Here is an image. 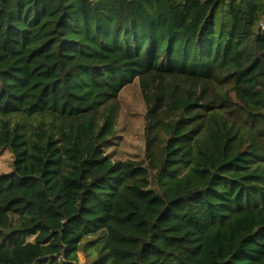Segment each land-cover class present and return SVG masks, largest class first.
<instances>
[{"label":"trees","instance_id":"1","mask_svg":"<svg viewBox=\"0 0 264 264\" xmlns=\"http://www.w3.org/2000/svg\"><path fill=\"white\" fill-rule=\"evenodd\" d=\"M3 149L0 264H264V0H0Z\"/></svg>","mask_w":264,"mask_h":264},{"label":"rangeland","instance_id":"2","mask_svg":"<svg viewBox=\"0 0 264 264\" xmlns=\"http://www.w3.org/2000/svg\"><path fill=\"white\" fill-rule=\"evenodd\" d=\"M120 115L117 135L109 141L106 152L113 159L144 157L145 149V114L146 104L143 100L138 82L130 83L120 93ZM13 155L8 149L0 152V174L11 171ZM33 237L29 239L32 240ZM82 264H86L84 253H80Z\"/></svg>","mask_w":264,"mask_h":264},{"label":"crops","instance_id":"3","mask_svg":"<svg viewBox=\"0 0 264 264\" xmlns=\"http://www.w3.org/2000/svg\"><path fill=\"white\" fill-rule=\"evenodd\" d=\"M33 239V238H32Z\"/></svg>","mask_w":264,"mask_h":264}]
</instances>
